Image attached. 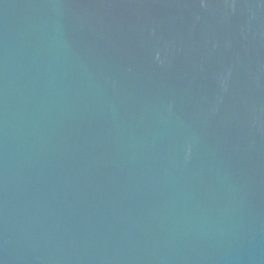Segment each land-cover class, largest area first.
<instances>
[{
    "label": "water",
    "instance_id": "obj_1",
    "mask_svg": "<svg viewBox=\"0 0 264 264\" xmlns=\"http://www.w3.org/2000/svg\"><path fill=\"white\" fill-rule=\"evenodd\" d=\"M0 264H264V0H0Z\"/></svg>",
    "mask_w": 264,
    "mask_h": 264
}]
</instances>
